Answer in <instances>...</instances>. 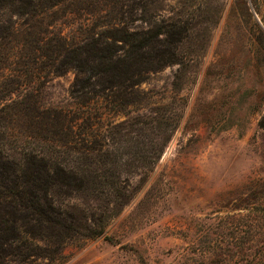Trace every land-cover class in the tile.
<instances>
[{"label": "rangeland", "instance_id": "1", "mask_svg": "<svg viewBox=\"0 0 264 264\" xmlns=\"http://www.w3.org/2000/svg\"><path fill=\"white\" fill-rule=\"evenodd\" d=\"M29 1L0 0V44L9 42L11 57L17 35L42 31L44 39L61 34L72 51H83L65 63L63 54L57 61L63 67L28 83L39 90L40 104L72 108L73 91L83 94L80 88L91 84L82 89L91 92L96 157L85 166L97 172L85 174L87 190L61 199L78 209L65 215L91 222L92 213L111 209L113 182L136 193L103 237L27 262L19 261V249L4 248L0 264H264V0H145L147 12L143 0H113V9L105 0H87L91 11L65 5L46 13L38 8V15ZM160 16L182 35L160 36L142 55L133 39L116 41L124 31H156L165 24ZM37 19L45 26L30 28ZM107 54L135 60L137 67L113 73L97 63ZM17 61L0 70L4 105L17 99L1 93L20 79ZM134 78L141 83L133 85ZM18 133L9 127L4 143ZM165 142L150 172L149 154ZM4 237L0 231V246Z\"/></svg>", "mask_w": 264, "mask_h": 264}, {"label": "trees", "instance_id": "2", "mask_svg": "<svg viewBox=\"0 0 264 264\" xmlns=\"http://www.w3.org/2000/svg\"><path fill=\"white\" fill-rule=\"evenodd\" d=\"M35 1H29L32 15L33 13L39 14L38 8L45 11L46 8L54 9L65 5L69 9L79 5L81 10L91 11L87 5H83V2L87 0H47L41 4ZM91 1L94 2V0ZM143 1L142 9L147 12L149 11L146 8L147 3L145 0ZM105 2L104 6L109 4L113 9V0H105ZM117 2L115 0L116 4ZM91 6L93 7V5ZM191 6L189 5V7ZM102 10L99 7V12ZM146 17L143 14L140 19L147 21L148 17ZM191 18L193 19V17ZM160 19L161 23L167 25H158L156 31L143 33L124 31L117 38L121 40L116 41L126 43L133 39L134 45H137L135 46L136 51L142 52L140 54L142 55L150 42L160 36L182 35V30L178 33L175 24L166 23L170 18L166 19L165 16H160ZM43 21L37 19L35 25L30 28H43L45 26ZM45 32H33L31 38V34L17 35L19 41H17L16 50L18 52L14 58L7 53L9 42L0 44V70L16 58L18 59V68L13 71L20 74V79L16 81V86L12 90H8V85L11 84H5L1 92L4 95L7 92L15 93L17 99L11 100L10 104L4 105L6 102L4 99V102L0 103V123L2 124V121L7 123L4 127L6 130H0V231L5 236L2 243L4 242L6 246H0V261L6 258L4 254L6 249L4 248L8 247L19 249L17 253L19 261L27 262L33 258L35 260L39 257L44 259L53 256L68 244L81 245L83 241L99 239L104 236L107 223L121 214L136 193V190L128 192L113 182V188H110L109 193L113 194L116 202L111 209L107 206L98 217L92 213L91 222L89 219L84 220L72 214L65 215L66 213L70 214L69 210H72L75 205H63L61 199H75L76 193L88 189L85 184V174L94 176V172H97L95 169L86 167L89 166L86 163H95L96 157L93 114L88 109L91 105L89 101L92 98L90 97L91 92L83 90L86 88L83 85L80 88L83 94H78V91H73L71 94L72 99L76 101L72 108H49L40 104L39 90L34 86L31 88L28 83L32 84L47 79L52 76L51 69L63 67L57 64L63 54H66L64 62L61 61L63 63H65L66 57L73 58L76 54L78 58L83 56V51L81 52L80 48H78L79 51L70 49L71 44L66 36L60 34L58 38L55 37L58 41H54L55 38H42V33ZM54 42L61 43V45L54 46ZM97 63L112 68L113 73L123 72L126 66L133 69L138 64L137 61L129 60L128 57L113 61L112 54L100 57ZM21 68L22 70H20ZM60 75L54 74L53 76ZM94 77L95 75L90 79H94ZM22 83L26 84L22 85ZM140 83V79L134 78L132 81V84L136 86ZM90 85V81H88L86 89ZM7 118L9 119L7 120ZM126 121L113 124V127H124ZM9 127H17L19 133L17 136L11 137L12 139L9 137L11 143L7 145L4 140H8L6 135ZM261 127L264 129V117ZM166 145L167 142L161 147H153L155 151L151 150L147 160L150 172L159 162ZM69 156L75 165L71 168L65 162V158L67 159ZM79 163L84 168H80ZM102 177L106 179L107 176L103 174ZM114 177L116 176L114 175ZM94 191L97 192L95 188ZM57 202L62 204L58 205ZM74 210L78 211L76 208Z\"/></svg>", "mask_w": 264, "mask_h": 264}]
</instances>
